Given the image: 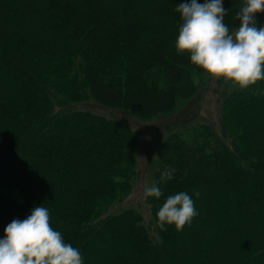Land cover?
<instances>
[{"label":"trees","instance_id":"trees-1","mask_svg":"<svg viewBox=\"0 0 264 264\" xmlns=\"http://www.w3.org/2000/svg\"><path fill=\"white\" fill-rule=\"evenodd\" d=\"M183 2L0 0V238L42 205L83 264H264V80L230 87L219 129L172 124L151 185L173 177L147 198V215L107 212L132 189L138 136L75 102L90 95L149 118L192 97L205 71L175 48ZM240 3L223 0L230 28ZM180 191L199 214L162 231L156 213Z\"/></svg>","mask_w":264,"mask_h":264},{"label":"clouds","instance_id":"clouds-1","mask_svg":"<svg viewBox=\"0 0 264 264\" xmlns=\"http://www.w3.org/2000/svg\"><path fill=\"white\" fill-rule=\"evenodd\" d=\"M182 21L175 41L178 54H190L192 64L201 67L213 79L223 78L241 90L264 80V26H258L256 14L264 12V0H241L235 19L238 27L225 23L229 9L223 0H198L180 3L175 9ZM165 170L160 181L145 186L144 198L163 195L159 183L172 179ZM198 198L199 191L195 193ZM199 213L193 198L185 191L169 195L156 213L157 226L175 225L183 231ZM0 238V264H83L79 248L66 243L62 233L50 225L48 208L34 207L25 219H14Z\"/></svg>","mask_w":264,"mask_h":264},{"label":"rangeland","instance_id":"rangeland-1","mask_svg":"<svg viewBox=\"0 0 264 264\" xmlns=\"http://www.w3.org/2000/svg\"><path fill=\"white\" fill-rule=\"evenodd\" d=\"M257 16V24L260 23V15ZM237 20L232 28L238 27ZM194 81L197 86L195 94L189 99L178 100L171 111L160 113L149 118L138 117L118 107L107 106L90 95L75 102V107L119 120L134 128L138 136V145L133 158L136 175L131 184V191L125 198L109 207L108 213L120 212L126 208H136L148 213L147 199L143 192L145 186H151L150 160H154L156 143L168 132L173 123L190 121L192 124L207 123L220 128L221 109L225 94L234 87L231 82H225L223 78L213 79L206 72L196 73ZM57 110V108H56ZM152 168V166H151Z\"/></svg>","mask_w":264,"mask_h":264}]
</instances>
